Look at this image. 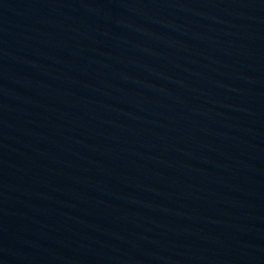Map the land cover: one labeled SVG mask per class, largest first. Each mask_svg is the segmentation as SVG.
Masks as SVG:
<instances>
[{
	"label": "water",
	"instance_id": "1",
	"mask_svg": "<svg viewBox=\"0 0 264 264\" xmlns=\"http://www.w3.org/2000/svg\"><path fill=\"white\" fill-rule=\"evenodd\" d=\"M0 264H264V0H0Z\"/></svg>",
	"mask_w": 264,
	"mask_h": 264
}]
</instances>
